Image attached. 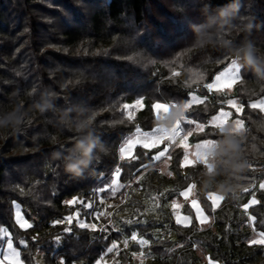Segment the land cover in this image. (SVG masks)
Segmentation results:
<instances>
[{"label":"trees","instance_id":"16d2710c","mask_svg":"<svg viewBox=\"0 0 264 264\" xmlns=\"http://www.w3.org/2000/svg\"><path fill=\"white\" fill-rule=\"evenodd\" d=\"M233 61L240 62L234 94L210 91ZM192 94L206 99L184 111L186 130L206 124L233 96L243 105L245 133L206 126L191 136L218 146L213 169L195 163L183 174L177 144L175 178L159 174L160 162L139 148V161L120 159L132 135L158 125L155 104L187 106ZM262 98L264 0H0V248L7 230L25 264L40 256L44 264H98L117 255L115 264H132L141 252L151 257L147 264H207L204 255L264 264V112L251 105ZM93 143L91 162L79 174L68 171ZM139 164L149 169L144 176L135 173ZM117 174L125 199L107 215L118 218L119 232L113 224L111 234L76 221L56 226L81 208L65 204L70 198L112 195ZM191 186L209 224L178 225L166 208L160 218L142 216L144 202L164 187L174 195ZM215 193L223 199L213 211L208 195ZM254 194L257 203L241 204ZM14 201L36 219L30 230L17 226ZM164 230L175 237L156 235ZM134 232L150 244L107 254Z\"/></svg>","mask_w":264,"mask_h":264},{"label":"rangeland","instance_id":"374dc122","mask_svg":"<svg viewBox=\"0 0 264 264\" xmlns=\"http://www.w3.org/2000/svg\"><path fill=\"white\" fill-rule=\"evenodd\" d=\"M237 64L240 66L239 61H233L230 68L231 69H234V68L237 69V66H238ZM191 97H193V98L190 100V102L188 103L187 106L199 104L200 102H202L205 99L204 97H202L198 94H192ZM136 104L138 105V107L142 108L143 101H140ZM174 106L175 105L164 104V103L155 104L154 110H155V113L157 115V119L159 121L158 125L150 131L139 130L137 133L132 135L124 143V145H122V147L126 146L128 142H129V145H131L132 143H135V142H145V143H152V144H159V143H163V142H168L169 147H172L173 145L177 144L176 148H179L180 150L183 151V156H182L183 158H182L181 163H180L181 172L183 174H186L187 170L195 163H204V164L208 165L211 169H213L214 165L212 164L213 163L212 161H213V157H214V155L218 149V146L211 141H201V142L194 143L193 141H191L190 136H189V138H187L188 137L187 135H189V131H192V128H190V129L187 128L188 130H186V128L182 127V124L184 122L183 119H185L184 110H187V109L185 108V106H179L178 109ZM173 109H176L177 111H179L180 116L183 117V119L180 118V119H177V120L169 123L168 116ZM230 116H232V112L226 111V110H221L218 115H216L215 117H213L209 121L208 124H215V125H217V127L221 131H224V132L231 131L233 133H240V134L244 133L243 129H246L245 122L241 118H238V119H235L232 121ZM230 119H231V121H230ZM182 128L184 129L183 134H181V132L183 131ZM195 132H197V131H195ZM122 147H121V149H122ZM121 149H120V152H121ZM136 149H138V148H134L133 153H125V159H130L134 155ZM170 149H169V152H170ZM158 151H159V148L156 150L150 151L148 153L154 154V152H158ZM161 155H163V154H161ZM174 160L175 159H173L172 155H171V158L167 159V160L162 158V160L159 161L160 163L157 167V169L159 170V174H161L163 176H168L169 178H175V173L170 170V166L174 163ZM155 163H158V162H155ZM148 171H149V169H145L144 171H142L141 172L142 176H144ZM119 178H120V175H118V174L115 175L114 184H113V194H114L115 190L120 187ZM139 180H142V177H139L136 179V181H135V182H137L136 184H138ZM140 189H141V187H140ZM167 190H168V188L164 187V189L160 192L161 194H159V197L154 202L153 201H145L144 202L146 208H145V212L142 214V216H144L146 218V217H149L151 215H154L155 217L160 218L161 214H162V213H160V211H162V210L165 211V208H166V211H168L167 215L171 218V220L177 219V222L180 223L182 221V219H184V220L189 219L188 217H183L184 215H187V213H188V203L187 202L189 200H191V203L194 206L197 204L201 205V203H200V201L196 195L195 188H193L192 186L182 191L185 199L176 196V193H178V191L174 195H172L174 192L173 193L170 192L168 194ZM103 192L104 191H101V194ZM136 192H138L139 194H142L141 191L136 190ZM179 192H181V191H179ZM163 196L165 199H163L161 201ZM129 198L130 197H127V199H129ZM208 198L213 203V205L215 207H217L223 199V197L217 193L209 194ZM122 199H125V197L123 196V198H121L120 195H118V193H117L115 195V197L113 198V200L111 201L112 203H109V205L107 203H105L103 206H100L98 209L100 211L108 213V209H110L111 206L115 205L116 208L119 207V205H121V204H119L118 202L121 201ZM255 203H257L256 194L241 199V204L245 207L251 206ZM77 206L79 207V205H77ZM77 206H73V207L76 208ZM12 207H13V211H14V220H15L17 226L21 230L26 231V230H30L31 228L34 227L36 219L35 218L34 219L29 218L26 215V212L24 211L22 205L18 201H14L12 203ZM97 207H98V205H97ZM75 211H81L82 214L84 213V215H82L83 220H77L76 221L80 227H81V223H87V224L95 223V224H97L98 229L101 228L100 224L103 225L102 227H107L109 229V228H113L112 227V224H113L118 232L121 230V226L119 225V223L116 222V220H118V218L116 216L114 217V219L112 221L109 219L110 215H107L108 220L103 222L102 219L99 221H96L93 217L94 213H88L86 209L78 208ZM111 214H113V213H111ZM205 215H206V213H205ZM207 217H208V219L205 220L203 223H200L201 225H207L211 222V218L209 216H207ZM119 219H121V218L119 217ZM121 220H122V222H124L123 219H121ZM189 222H190V220H189ZM183 226H185V225H183ZM82 228H84V229L88 228L91 231L98 230V229H94L91 226L82 227ZM112 231L113 230L109 231L107 234H111ZM156 235L160 236V237H168V236L175 237L173 232L167 231V230L162 231V233H157ZM135 236L137 237V239L133 240L132 237H135ZM132 237L131 238H125L121 241L115 242L113 244V246L116 245V249L113 252L120 253V250H122L123 248H130L133 244L138 245L141 248H145L150 244V242H149L148 244L145 245L144 238L137 236L136 232L133 233ZM3 238H4L5 242H4L3 247L0 248V264H25L23 262L20 250L16 247V244H15L10 232H8L7 230H4L3 231ZM262 245L264 246V244H262ZM107 254L111 255V253H107ZM118 257H119L118 255L116 257H109V258L105 257L102 259L103 264H115L116 263L115 260H117ZM202 257H204L203 260H205L207 264H222L221 262H215V261L210 260V258L208 256L205 257V255H204ZM133 259L134 260H133L132 264H147L151 260V257L149 255L141 252L139 254H134ZM101 261H99L98 264H101ZM38 263L44 264V261H43L41 256L38 257Z\"/></svg>","mask_w":264,"mask_h":264},{"label":"snow or ice","instance_id":"6c2138e0","mask_svg":"<svg viewBox=\"0 0 264 264\" xmlns=\"http://www.w3.org/2000/svg\"><path fill=\"white\" fill-rule=\"evenodd\" d=\"M192 98L193 97H191V99ZM131 110L136 111V108L133 107ZM236 114L238 117L241 115V113H236ZM190 119L196 121L195 118H190ZM134 124H136V123H134ZM194 126L195 125H189V127H194ZM134 148L141 149L145 154L159 148L158 152H154V154L151 156H146V158L148 160H151L153 162H159L162 160V158H164L166 160L171 158L169 149L172 147H169L168 142H163V143H159V144L135 142V143H132L131 145H129V142H128L127 145L122 147V149H121L120 159L123 161L125 159V153H133ZM161 154H163V155H161ZM139 160H140V157L138 155H134L131 157V160L129 161V163L131 164L133 161H139ZM145 167H146V165L139 164L135 168V173H140V172L144 171ZM121 172H124V168L121 169ZM126 187H127V185L125 183H122L121 186L115 190L114 194L110 195L108 198H105L103 200L98 199L96 197H92L91 200H89V198H86V197L80 198L77 196L74 198H70L67 202H65V204H67L69 206L79 205L82 209H86L88 213H94V215H93L94 219L96 221H99L102 219V217L106 216L107 213L100 211L98 209L97 205L103 206L105 204L106 200L113 199L118 192L123 191ZM260 188L264 189V183L260 184ZM112 191H113L112 189H109L110 193H112ZM247 191H248V189L246 190V192ZM176 196L185 199L182 191L176 193ZM187 203H188L189 212L187 215H184L183 217H188L189 219L188 220L182 219V221L180 223H178L177 219H176L175 220L176 224L187 226V225H190V223L193 219H195L197 223H203L205 220L208 219V217L204 213V208L200 204H197L194 206L191 203V200H189ZM209 207L213 211H215V206L211 202L209 204ZM82 215H84V213L82 214L81 211H75L74 214L67 215L66 220H62L59 223H56V226H60L64 223L70 224V223H73L74 221H77V220H83ZM254 219L255 218L253 217V220ZM189 220H190V222H189ZM127 223H133V221H127ZM135 223H143V221L138 220V221H135ZM89 226L93 227L94 229H98L97 224H95V223H93V224L81 223V227H89ZM98 230L107 233L108 228L102 227V228H99ZM259 235L262 238L259 241V243L264 244V232H260ZM132 239L136 240L137 237L136 236L132 237ZM144 240H145V245L149 243L148 240H146V239H144ZM256 242L257 241H252V243H256ZM115 249H116V245H114L112 248L109 249V253H112ZM101 264H103V260L101 261Z\"/></svg>","mask_w":264,"mask_h":264},{"label":"crops","instance_id":"0c3cea01","mask_svg":"<svg viewBox=\"0 0 264 264\" xmlns=\"http://www.w3.org/2000/svg\"><path fill=\"white\" fill-rule=\"evenodd\" d=\"M230 66L224 72H222L221 74L216 76L214 81L211 84L208 85V88H209L210 91L215 92V91H226V90H228L230 93L234 94L235 86H236V84H237V82L239 80L240 66L238 65L237 69H235V68L231 69ZM205 99L203 101H205ZM202 102H200V103H202ZM225 105L227 106V108L226 109L224 108V109H221V110H226V111L232 112V116H230L232 121L235 120V119L241 118L240 116L238 117L237 114H236V113H241L242 114V110H243V105H242L241 101L239 100V98L233 96L230 100H228L226 102ZM251 105L253 107L261 109L264 112V98H262V99H260V100H258L256 102H253ZM189 107L190 106H187V107L185 106L186 109H188ZM219 112L216 115H218ZM216 115H214L213 117H215ZM213 117H211L206 124L193 123L192 125H195V126L192 127V131H189V135H187L188 136L187 138H189V136L191 138V136L194 135L195 131H197V132L198 131L199 132L203 131L206 128V126L217 127V125H215V124H208L209 121ZM231 119H230V121H231ZM245 131H246V129H243L244 133H245ZM227 133H233V132L229 131ZM236 134H240V133H236Z\"/></svg>","mask_w":264,"mask_h":264},{"label":"clouds","instance_id":"9594fccd","mask_svg":"<svg viewBox=\"0 0 264 264\" xmlns=\"http://www.w3.org/2000/svg\"><path fill=\"white\" fill-rule=\"evenodd\" d=\"M180 113L176 109H173L169 116L168 121L169 123L180 119ZM95 147V144L89 145L87 148L83 149L84 155L81 160L77 161L74 164H68L67 170L73 172L74 174H79L82 171L83 167H86L91 162V149Z\"/></svg>","mask_w":264,"mask_h":264},{"label":"built area","instance_id":"2783aa9c","mask_svg":"<svg viewBox=\"0 0 264 264\" xmlns=\"http://www.w3.org/2000/svg\"><path fill=\"white\" fill-rule=\"evenodd\" d=\"M174 107H176L177 109H178V106L177 105H175ZM182 118V117H181ZM183 132V131H182Z\"/></svg>","mask_w":264,"mask_h":264}]
</instances>
